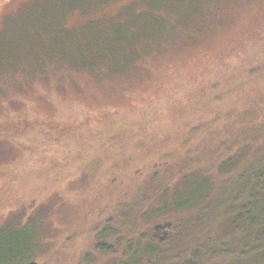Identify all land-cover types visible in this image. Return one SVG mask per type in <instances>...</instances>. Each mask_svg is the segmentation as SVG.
Instances as JSON below:
<instances>
[{
  "label": "rangeland",
  "instance_id": "rangeland-1",
  "mask_svg": "<svg viewBox=\"0 0 264 264\" xmlns=\"http://www.w3.org/2000/svg\"><path fill=\"white\" fill-rule=\"evenodd\" d=\"M25 1L0 0V33L4 14ZM55 1L70 0L28 6ZM133 2L120 11L129 14L122 25L78 33L81 50L105 37L102 71L96 54L74 52L69 61L93 74L62 71L56 58L45 72L1 75L0 264H102L130 237H148L146 209L184 172L203 170L225 184L231 176L220 162L233 158L242 171L264 149V0H116L94 14L113 18ZM160 5L169 9L162 17ZM160 21L197 29L186 24L194 36L156 55ZM79 23L74 14L67 27ZM129 28L142 43L116 57ZM192 180H181L182 193H194ZM246 189L224 197L218 212L233 205L231 196L240 197L236 205L246 200ZM106 225L117 233L104 251L97 236ZM211 226L185 242L214 237Z\"/></svg>",
  "mask_w": 264,
  "mask_h": 264
},
{
  "label": "trees",
  "instance_id": "trees-1",
  "mask_svg": "<svg viewBox=\"0 0 264 264\" xmlns=\"http://www.w3.org/2000/svg\"><path fill=\"white\" fill-rule=\"evenodd\" d=\"M34 1L36 0H27L16 10H8L2 18L4 29L0 33V77L6 72L20 71L26 75L45 72L48 63H55L56 60H53L56 58L58 63L55 65L61 66L62 71L93 74L92 67L73 65L66 54L76 52L78 57L87 59L96 54L98 61L103 60L104 51L101 46L105 37L100 35V38L93 42L94 49H91L89 44L81 50L85 42L77 37L78 33L89 26L105 29L104 24L108 22L122 25V22L128 21L129 14L124 17L120 15V11L137 3L124 4L117 14L110 18V15L101 16L94 12L116 0H70L63 4L62 1H55L54 6H39L37 10H33L28 5ZM142 11L134 9L138 16H141ZM157 11L161 16L162 12H168L169 9L160 5ZM74 14L80 16L81 23L74 28H68L67 20ZM195 21V25L199 26L198 19ZM186 24L187 29L196 28L190 21L168 28H164L161 21L156 22L159 36L153 49L156 50V55L166 51L170 43L175 45L184 35L194 36V33L183 31ZM132 29L135 30V26ZM132 29L129 28L131 34L126 32L127 45L120 53H114L116 57L122 54L121 57L125 58L141 45L142 38L135 39L136 34ZM115 39L119 40L117 36ZM144 42L147 44V41ZM136 61L137 54L132 64L135 65ZM103 65V62L99 61L95 66L96 70L102 71ZM254 156L244 164L242 171L234 170L237 162L233 158L220 162L219 170L231 176L225 184H219V179L211 174L206 175L203 170L184 172L176 182L158 194L154 203L146 209V222L154 226L148 237H130L117 253L109 254L110 259L102 264H264V149ZM190 177H193L190 185L195 191L192 194H184L181 180ZM245 187L247 189L241 196L242 199L247 197L246 200L244 198L241 204L236 205L241 200L240 197L231 196L233 205L223 212H218L224 197H229L234 189L241 191ZM238 192L236 190V194ZM208 223L212 224L210 230L214 237L198 238V241L201 240L199 242L192 240L191 245L185 242L190 239V234L202 232V228ZM106 226L104 232L97 236L104 251L108 247L101 244L117 233L114 227ZM4 238L1 237L0 242L4 241ZM35 246L34 240L31 257L34 255ZM14 260L16 259L11 262ZM93 262L90 264H95Z\"/></svg>",
  "mask_w": 264,
  "mask_h": 264
}]
</instances>
